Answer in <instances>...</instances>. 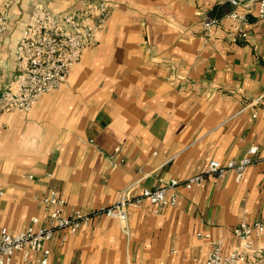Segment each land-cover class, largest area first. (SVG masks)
<instances>
[{"label":"crops","instance_id":"1","mask_svg":"<svg viewBox=\"0 0 264 264\" xmlns=\"http://www.w3.org/2000/svg\"><path fill=\"white\" fill-rule=\"evenodd\" d=\"M36 2L61 16L83 0H15L0 50V92L15 73L16 45ZM230 5L215 0H119L85 50L69 82L44 94L28 113L0 114V226L12 233L44 223L38 199L55 189L62 211L107 206L128 184L179 179L178 201L154 212L128 210L127 228L95 215L65 242L55 236L49 264H201L209 238L237 246L240 221L264 220V162L183 181L211 159H241L252 145L264 157V19L244 5L233 30ZM207 20H214L204 26ZM119 151L112 157L115 148ZM37 196V197H36ZM248 264H264V233Z\"/></svg>","mask_w":264,"mask_h":264},{"label":"built area","instance_id":"2","mask_svg":"<svg viewBox=\"0 0 264 264\" xmlns=\"http://www.w3.org/2000/svg\"><path fill=\"white\" fill-rule=\"evenodd\" d=\"M119 0H83L80 9L56 16L43 2H36L21 30L16 45L15 73L11 83L0 92V114L17 111L28 113L39 99L47 93L59 90L68 84L74 67L89 47L97 44L98 32L109 20L112 9ZM190 1L206 0H181ZM220 5L232 8L227 16L231 19L233 30L241 31L247 19L246 11L240 10L244 5H256L257 15L264 19V0H215ZM15 0H0V50L4 45L6 31L9 27L10 14ZM214 20H207L204 26H210ZM2 72L0 70V81ZM119 151L115 148L112 157ZM259 147L252 145L241 159H228L224 162L211 159L204 171L190 175L183 183L191 188L208 174L223 176L233 171L240 179L245 169L257 162H264L258 156ZM179 179L160 183L155 187H142L138 190V181L131 182L120 191L116 201L100 209L85 212L77 209L65 214L62 207L65 200L58 191L49 189L38 197L47 209L44 223L38 224V217L32 216L31 224L25 229L12 233L0 226V264H49L51 249L46 245L55 236L65 242L71 233L90 222L95 215L117 218L128 231V210L149 201L154 212H160L168 205L178 201L177 186ZM4 191L0 189V197ZM37 197V196H36ZM264 233V220L252 223L240 221L233 230L238 240L236 247L224 251L222 238L212 239L210 234L198 233L209 238L211 248L206 260L201 264H248V254L253 241Z\"/></svg>","mask_w":264,"mask_h":264}]
</instances>
